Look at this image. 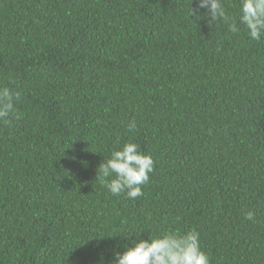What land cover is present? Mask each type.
<instances>
[{
	"label": "trees",
	"instance_id": "obj_1",
	"mask_svg": "<svg viewBox=\"0 0 264 264\" xmlns=\"http://www.w3.org/2000/svg\"><path fill=\"white\" fill-rule=\"evenodd\" d=\"M240 27L196 0H0V86L20 93L0 124V264H113L191 229L209 264H264V37ZM129 141L154 161L135 200L96 179Z\"/></svg>",
	"mask_w": 264,
	"mask_h": 264
},
{
	"label": "clouds",
	"instance_id": "obj_2",
	"mask_svg": "<svg viewBox=\"0 0 264 264\" xmlns=\"http://www.w3.org/2000/svg\"><path fill=\"white\" fill-rule=\"evenodd\" d=\"M196 2L198 9L204 10L209 25L223 22L232 33H238L243 26L251 40L259 41L264 37V0H239L235 16L227 13L223 0ZM190 13L197 20L202 18L197 9L190 8ZM19 99V92L0 86V124H9L13 116L19 118L15 108ZM128 127L134 130L135 122H130ZM153 170L151 156L143 154L136 143L129 141L100 163L96 179L110 194L124 193L128 199L135 200L143 195L142 186L149 182ZM244 218L255 222V213L247 211ZM113 264H209V257L201 250L199 233L194 229L183 233L162 231L146 240L131 241V246L114 255Z\"/></svg>",
	"mask_w": 264,
	"mask_h": 264
}]
</instances>
